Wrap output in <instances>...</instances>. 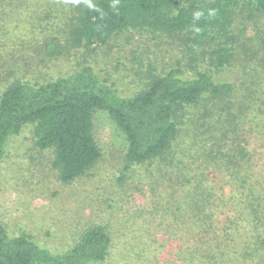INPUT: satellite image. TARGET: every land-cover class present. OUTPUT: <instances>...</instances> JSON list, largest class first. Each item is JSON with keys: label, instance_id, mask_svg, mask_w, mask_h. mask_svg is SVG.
Wrapping results in <instances>:
<instances>
[{"label": "rangeland", "instance_id": "obj_1", "mask_svg": "<svg viewBox=\"0 0 264 264\" xmlns=\"http://www.w3.org/2000/svg\"><path fill=\"white\" fill-rule=\"evenodd\" d=\"M84 1L0 0V93L13 81L43 83L91 67L133 96L170 70L190 78L213 69L216 47L193 46L184 34L128 29L105 45L71 47L67 32ZM53 40L60 55L52 58L41 48ZM219 43L235 52L230 65L214 73L216 80L236 85L234 98L250 106L243 129L254 158L243 163L251 175L244 190L237 192L242 182L222 169L220 147L217 157L206 156L195 140L196 127L210 118L203 117L204 102L179 110L185 136L177 137L164 161L127 171L126 137L106 112L96 111L92 133L101 157L68 184L52 169V150L35 146L34 124L11 139L0 163V225L6 233L25 234L63 253L87 228L102 225L111 246L103 262L91 264H264V14L236 12L230 34ZM170 160L158 173V165ZM183 174L219 188V197L205 205L208 217L197 213L203 200L168 201ZM251 188L260 199L247 198Z\"/></svg>", "mask_w": 264, "mask_h": 264}, {"label": "trees", "instance_id": "obj_2", "mask_svg": "<svg viewBox=\"0 0 264 264\" xmlns=\"http://www.w3.org/2000/svg\"><path fill=\"white\" fill-rule=\"evenodd\" d=\"M239 11H248L250 16L264 14V0H85L76 7L67 32L71 47L105 45L113 35L128 29L184 34L193 46L216 47L210 52L213 69L190 78L177 69L170 70L153 77L144 90L133 96L121 94L91 67L43 83L13 81L0 93V163L11 139L32 123L35 146L52 150L51 166L60 181H74L101 157L92 131L93 114L103 111L126 137L124 170L133 165L156 164L164 161L178 136H185L178 115L181 109L204 102L207 110L203 117L210 118L196 127L194 132L199 134L195 140L204 146L206 156H213L220 147L225 166L222 169L228 177L242 182L237 192L244 190L251 175L243 163L254 158L247 152L243 129L248 124L250 106L234 98L236 85L217 81L214 75L230 65L234 56L233 47L219 42L227 39L233 16ZM197 13L201 14L199 18ZM54 41L40 47L52 58L60 55ZM170 163L171 160L159 164L158 173L162 165L168 168ZM167 175L168 172L160 177L165 179ZM179 182V191L168 201H197L199 205L203 200L197 213L208 217L205 205L218 196L219 188L206 186L190 174H183L176 184ZM250 193L247 198L251 200L261 198L252 188ZM110 246L111 238L102 225L87 228L78 242L63 253H52L25 234L9 236L0 225V264L101 263Z\"/></svg>", "mask_w": 264, "mask_h": 264}, {"label": "clouds", "instance_id": "obj_3", "mask_svg": "<svg viewBox=\"0 0 264 264\" xmlns=\"http://www.w3.org/2000/svg\"><path fill=\"white\" fill-rule=\"evenodd\" d=\"M77 2H79V0H77ZM89 7H91L90 4H89ZM200 15H201L200 13H197V14H196V17L199 18Z\"/></svg>", "mask_w": 264, "mask_h": 264}]
</instances>
